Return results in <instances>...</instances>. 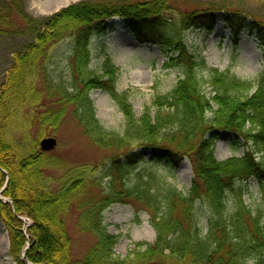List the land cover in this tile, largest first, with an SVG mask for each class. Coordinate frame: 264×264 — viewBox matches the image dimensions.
I'll return each instance as SVG.
<instances>
[{
  "label": "trees",
  "instance_id": "trees-1",
  "mask_svg": "<svg viewBox=\"0 0 264 264\" xmlns=\"http://www.w3.org/2000/svg\"><path fill=\"white\" fill-rule=\"evenodd\" d=\"M227 3L175 9L173 0H83L36 21L12 0H0V21L12 25V11L18 32L32 37L13 52L0 84V194L10 199L0 198V222L16 264H264V199L255 210L242 199V185L250 178L264 185V17L248 16ZM164 13L171 15L164 18ZM112 17L124 19L138 42L169 51L166 66L180 74L140 116L127 92H117L118 69L109 58L100 72L90 68V38L103 33ZM219 18L235 37L245 28L256 32L263 49L256 80L208 68L188 49L184 33L212 31ZM65 38L73 43L68 80L53 76L45 63L48 49ZM93 89L108 93L122 112V133L100 125L89 97ZM67 116L90 142L108 151L98 176L87 164L59 177L48 172L57 161L49 156L52 150L38 149V139ZM35 126L38 139L31 136ZM222 131L235 144L243 142L241 156L215 157ZM137 147L146 149L152 162L166 161L173 168L189 159V189L183 192L141 168L142 156L133 152ZM130 201L148 212L156 235L121 257L114 251L118 237L108 232L103 212ZM73 214L77 229L93 238L80 258L73 257L67 228L66 217ZM21 216L31 221L25 233Z\"/></svg>",
  "mask_w": 264,
  "mask_h": 264
},
{
  "label": "rangeland",
  "instance_id": "rangeland-1",
  "mask_svg": "<svg viewBox=\"0 0 264 264\" xmlns=\"http://www.w3.org/2000/svg\"><path fill=\"white\" fill-rule=\"evenodd\" d=\"M81 1L83 0H12V3L16 5L15 8L22 9L33 20L40 21L62 8ZM222 2L223 0H173L172 6L175 9L183 6L193 9L203 8L208 4L219 6ZM231 5L243 9L248 16L264 17V0H228L227 6ZM175 9L171 11L174 12L173 17L176 15ZM9 14L13 20L12 25L0 21V84L12 63L13 52L32 39L30 35L18 32V17L14 16L12 11ZM163 15L166 18L171 13ZM184 41L191 52L204 59L208 68L228 70L236 77L247 81L256 80L263 69V49L256 32L251 33L245 28L235 37L229 24L220 18L212 31L208 32L201 28L186 31ZM72 47L71 39L65 38L48 49L49 58L45 63L53 76L69 79ZM89 50L92 70L100 72L106 58H109L118 69L116 90L119 93L127 92L136 116H140L146 107L151 106L155 95L168 93L180 76L176 68L166 66L169 51L163 50L158 44L138 42L134 31L120 17L110 18L103 33L91 36ZM202 73L207 74L206 71ZM205 90L207 93L210 91L208 87ZM89 97L94 103L100 125L107 131L122 133L124 117L110 95L101 89H93ZM38 132L40 134V129L35 126L31 131L33 139H38ZM44 137H54L57 141L49 154L57 161L56 167L48 170L53 177H59L70 167L85 164L94 166L95 175L98 176L101 165L108 157V151L90 142L70 116L65 117L55 129L47 130L38 141ZM245 151L246 146L243 142L235 144L234 138L226 131L219 134L214 147V155L218 160H225L234 155L241 156ZM133 152L142 156L141 168L153 170L183 192L189 189L193 177L189 159L185 158L178 167L173 168L166 161L152 162L150 153L144 148L137 147ZM106 180L104 179V182ZM242 186L244 203L251 210H255L264 199V185H259L250 178ZM0 198L4 202L10 200L1 194ZM103 216L108 232L118 237L114 247L116 255L125 257L136 243H149L155 239L156 233L149 222L148 212L133 201L112 204L103 212ZM18 218L26 231L31 223L30 219L25 216ZM66 220L73 257L80 258L92 244L93 238L77 229L74 214L66 217ZM201 223L205 224L203 217ZM3 236H6V241H1L0 264H16L8 253V235L3 223L0 222V237Z\"/></svg>",
  "mask_w": 264,
  "mask_h": 264
},
{
  "label": "water",
  "instance_id": "water-1",
  "mask_svg": "<svg viewBox=\"0 0 264 264\" xmlns=\"http://www.w3.org/2000/svg\"><path fill=\"white\" fill-rule=\"evenodd\" d=\"M5 1H8V0H5ZM56 143H57V141L54 137L41 138L39 141L40 151H43V152L51 151L56 146ZM5 186H6V184H5ZM24 231H25V229H24ZM28 246H29V243H27L26 247L22 251V256H25V252H26V249L28 248Z\"/></svg>",
  "mask_w": 264,
  "mask_h": 264
},
{
  "label": "bare ground",
  "instance_id": "bare-ground-1",
  "mask_svg": "<svg viewBox=\"0 0 264 264\" xmlns=\"http://www.w3.org/2000/svg\"><path fill=\"white\" fill-rule=\"evenodd\" d=\"M1 241H6V236H3L2 238L0 237V245H1Z\"/></svg>",
  "mask_w": 264,
  "mask_h": 264
}]
</instances>
